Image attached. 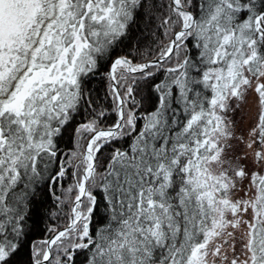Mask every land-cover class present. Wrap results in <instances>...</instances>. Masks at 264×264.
<instances>
[{
    "label": "snow or ice",
    "instance_id": "snow-or-ice-1",
    "mask_svg": "<svg viewBox=\"0 0 264 264\" xmlns=\"http://www.w3.org/2000/svg\"><path fill=\"white\" fill-rule=\"evenodd\" d=\"M167 7V43L134 63L111 57L151 0H0V264H14L45 180L57 207L71 208L62 229L32 245L31 264H75L78 252L85 264H264V174L249 172L233 143L264 164V0ZM105 58L116 120L101 127L108 113L87 85ZM141 87L157 101L138 116ZM250 93L257 110L245 142L234 116ZM82 106L94 115L61 155L58 138ZM125 139L101 163L102 148ZM69 168L62 199L55 184ZM96 191L105 220L93 234Z\"/></svg>",
    "mask_w": 264,
    "mask_h": 264
},
{
    "label": "trees",
    "instance_id": "trees-1",
    "mask_svg": "<svg viewBox=\"0 0 264 264\" xmlns=\"http://www.w3.org/2000/svg\"><path fill=\"white\" fill-rule=\"evenodd\" d=\"M155 4V8L148 11L141 10L135 21L130 25L128 34L116 48L111 57L115 59L119 56H129L134 63L145 62L152 59L158 54V51L163 47L168 40L165 34V28L162 25L163 19L169 15L168 3L169 0H151ZM191 46V42H189ZM195 54L193 50V55ZM110 66L109 58H105L98 72L92 75L88 81V90L91 93V99L97 111L107 110V115L100 121L101 127H108L116 120V114L112 112L113 100L109 93V80L106 73ZM165 78L163 70L159 71L153 81L149 84L158 83ZM137 101L141 102V107L137 111L139 116L141 113H146L154 110L157 94L151 90L150 87H141L135 93ZM94 115L93 109L82 106L80 112L76 114L74 120L67 126L63 135L58 138V149L61 155L70 153L76 146L75 128L81 124L86 123ZM143 121H138L139 128ZM130 143V139H125L122 142H117L111 145H105L100 153L101 163H105L108 156L114 147H126ZM259 146V145H258ZM53 166L49 169L50 173L56 171ZM73 169L69 168L63 180L55 184V195L62 199L65 196V190L74 183L72 176ZM264 174V173H263ZM73 195V196H72ZM98 200H100L92 224L91 230L93 234L100 224L105 220V212L102 201V194L99 191L95 192ZM73 199L75 193L69 194ZM58 202L54 199L52 192L49 190V182L47 180L37 185V192L30 208V216L28 219V226L26 228L27 235L22 238V247L17 255L14 257V264H31L32 245L42 240L48 239L50 233L48 231L51 227L63 228L68 223V213L71 205L69 202L63 203L57 207ZM56 213V215H53ZM86 253L78 252L75 257V264H85Z\"/></svg>",
    "mask_w": 264,
    "mask_h": 264
},
{
    "label": "rangeland",
    "instance_id": "rangeland-1",
    "mask_svg": "<svg viewBox=\"0 0 264 264\" xmlns=\"http://www.w3.org/2000/svg\"><path fill=\"white\" fill-rule=\"evenodd\" d=\"M256 110H257L256 96L255 94L250 93L248 95V102L242 106L241 110H238L235 113L234 119L236 121V134L237 136H243L245 142L248 140V131L251 129V127L254 126ZM233 143L235 145L234 153L236 156L243 157L245 153H247V159H241L240 163L245 165L249 172L260 171L263 174L264 164L258 165L257 163L254 162L253 153L251 150L246 148L245 143H240L239 141H233ZM255 147L258 148L259 146L256 145ZM247 186H248V181L245 180L243 182V187L247 188ZM235 196L236 197L244 196V193L242 191L237 190ZM246 219H251V215L249 214L246 217ZM239 235L240 233H237L238 241H239ZM236 248H237V254H239L240 252L239 242H237ZM229 259H231V253H229Z\"/></svg>",
    "mask_w": 264,
    "mask_h": 264
},
{
    "label": "water",
    "instance_id": "water-1",
    "mask_svg": "<svg viewBox=\"0 0 264 264\" xmlns=\"http://www.w3.org/2000/svg\"><path fill=\"white\" fill-rule=\"evenodd\" d=\"M109 69H110V66H109ZM109 69H108V70H109ZM61 229H62V228H61ZM49 238H50V237H49Z\"/></svg>",
    "mask_w": 264,
    "mask_h": 264
}]
</instances>
